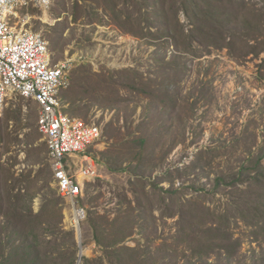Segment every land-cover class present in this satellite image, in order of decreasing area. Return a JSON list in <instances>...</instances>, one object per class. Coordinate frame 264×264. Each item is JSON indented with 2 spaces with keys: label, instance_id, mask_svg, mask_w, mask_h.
I'll use <instances>...</instances> for the list:
<instances>
[{
  "label": "rangeland",
  "instance_id": "obj_1",
  "mask_svg": "<svg viewBox=\"0 0 264 264\" xmlns=\"http://www.w3.org/2000/svg\"><path fill=\"white\" fill-rule=\"evenodd\" d=\"M114 1L115 9L109 0H51L17 10L13 21L26 18L52 64L71 63L58 98L63 112L99 128L86 150L99 177L82 180L74 201L55 192L38 107L9 96L0 254L13 230L16 242L31 230L38 264H77L79 250V264H264L261 220L237 219L231 204L245 184L216 186L263 154L264 0H195V16L184 0ZM53 196L61 204L46 210ZM73 205L84 209L78 233Z\"/></svg>",
  "mask_w": 264,
  "mask_h": 264
},
{
  "label": "built area",
  "instance_id": "obj_2",
  "mask_svg": "<svg viewBox=\"0 0 264 264\" xmlns=\"http://www.w3.org/2000/svg\"><path fill=\"white\" fill-rule=\"evenodd\" d=\"M50 3L51 0H0V114L11 95L36 103L37 128L47 144L56 191L62 198L74 201L82 195L80 177H99L94 159L86 150L100 140L101 132L96 125L63 112L58 92L69 87L71 63L52 64L48 43L40 34L25 28L26 18L13 21L19 19L18 9L29 5L47 9ZM73 212L74 223L79 226L84 209L73 205Z\"/></svg>",
  "mask_w": 264,
  "mask_h": 264
},
{
  "label": "trees",
  "instance_id": "obj_3",
  "mask_svg": "<svg viewBox=\"0 0 264 264\" xmlns=\"http://www.w3.org/2000/svg\"><path fill=\"white\" fill-rule=\"evenodd\" d=\"M184 11L187 15L192 13L194 16L195 14L190 11L191 7L195 3V0H184ZM105 5L110 9H115L117 3L114 0H109V4L105 3ZM205 13H209V16H213V12L206 10ZM156 16H159L158 12ZM213 20V18L209 17ZM126 72V71H124ZM262 153V150H261ZM264 149L263 154L257 157H248L247 159L242 161L238 172L235 174V177L231 178L230 183H225L224 177L216 178V186L220 184H230L232 186L245 184L240 190L238 197L235 201H233L232 207L234 212L236 213V218L240 220H245V218L251 215L256 220H261L262 225L264 226V164L262 163L264 159ZM53 180V177H52ZM156 188H160L158 184L155 185ZM238 188V187H237ZM162 190V189H161ZM57 192V191H55ZM241 194V197L239 196ZM61 197L53 196L52 198H47L44 202V206L46 210L49 208L54 209V206H58L61 204ZM62 206L57 207V212L59 215V220L62 219ZM253 219V220H254ZM260 223H257V225ZM213 228V227H210ZM208 231H211V229ZM17 230H13L11 232L12 246L10 251L7 253L0 254V264H11L12 262L16 264H38L43 263V259L39 257V255H34L33 252L39 245L40 241L38 235L33 233L31 230L28 231L26 238L20 239V241L16 242ZM99 241V239H97ZM96 240V241H97ZM3 240L0 238V244ZM100 243V242H98ZM220 248L224 253L226 252L223 245H219ZM33 256V257H32ZM83 264H89L91 260L87 258H82ZM74 259L69 260V263H73Z\"/></svg>",
  "mask_w": 264,
  "mask_h": 264
},
{
  "label": "water",
  "instance_id": "obj_4",
  "mask_svg": "<svg viewBox=\"0 0 264 264\" xmlns=\"http://www.w3.org/2000/svg\"><path fill=\"white\" fill-rule=\"evenodd\" d=\"M78 242H80V241H79V234H78ZM81 256H82V251L79 250V257H78V262H77V264H79L80 259H81Z\"/></svg>",
  "mask_w": 264,
  "mask_h": 264
},
{
  "label": "bare ground",
  "instance_id": "obj_5",
  "mask_svg": "<svg viewBox=\"0 0 264 264\" xmlns=\"http://www.w3.org/2000/svg\"><path fill=\"white\" fill-rule=\"evenodd\" d=\"M82 180H83V179L80 177V181H82ZM75 227L77 228V233H78V231H79V228H78V227H79V226L75 224Z\"/></svg>",
  "mask_w": 264,
  "mask_h": 264
}]
</instances>
